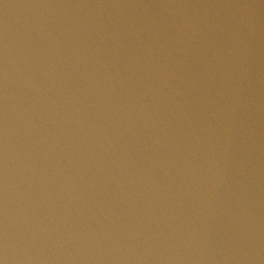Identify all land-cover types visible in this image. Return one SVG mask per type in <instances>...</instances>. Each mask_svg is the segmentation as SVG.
Returning a JSON list of instances; mask_svg holds the SVG:
<instances>
[{
    "label": "water",
    "instance_id": "1",
    "mask_svg": "<svg viewBox=\"0 0 264 264\" xmlns=\"http://www.w3.org/2000/svg\"><path fill=\"white\" fill-rule=\"evenodd\" d=\"M0 264H264V0H0Z\"/></svg>",
    "mask_w": 264,
    "mask_h": 264
}]
</instances>
